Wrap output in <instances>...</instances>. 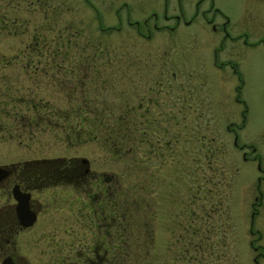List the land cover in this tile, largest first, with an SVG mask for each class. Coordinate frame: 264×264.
<instances>
[{"label": "rangeland", "instance_id": "374dc122", "mask_svg": "<svg viewBox=\"0 0 264 264\" xmlns=\"http://www.w3.org/2000/svg\"><path fill=\"white\" fill-rule=\"evenodd\" d=\"M99 1L94 5L102 25H120L118 4ZM34 2V33L40 40L44 34L47 50L32 55V77L10 63L25 61L19 49L25 35L0 32V161L36 158L54 174L64 158H85L88 171L78 185L63 181L33 189L39 215L31 240L19 244L23 261L60 264L75 250L87 251L91 242L80 231L90 218L85 206H77L79 190L106 189L113 195L102 203L116 205L120 217L125 210V264H254L250 241L264 247V177L258 182V161L242 157L227 125L236 126L238 142L257 146L264 167V44L222 41V33L199 16L180 25L164 50L155 46L159 33L145 38L125 29L123 7L122 28L102 33L95 9L84 0ZM215 4L249 41L264 40V15L254 1ZM219 46L220 67L212 53ZM226 60L241 72L239 94ZM160 75L161 90L154 81ZM100 113L109 119L124 114L131 126L116 150L99 126H67L76 114ZM85 192L87 205L101 198L87 200ZM11 201L4 194L3 204Z\"/></svg>", "mask_w": 264, "mask_h": 264}, {"label": "flooded vegetation", "instance_id": "af4514ba", "mask_svg": "<svg viewBox=\"0 0 264 264\" xmlns=\"http://www.w3.org/2000/svg\"><path fill=\"white\" fill-rule=\"evenodd\" d=\"M34 1L35 0H0V32L3 30L7 34L15 36L25 35L26 37L24 45L19 47L23 53L25 61L20 59L17 61H10V63L15 62L21 68L26 69V73L29 74L30 77H32L33 73L29 68L33 62L31 61L32 55L37 54L36 52L38 51L47 50L44 46V34H41L43 39L40 40L39 36L34 33L35 30L33 28L32 16L34 11ZM84 1L92 5L95 9L99 29L102 33L105 31L109 32L112 29L120 30L122 28V17L119 8L123 7L125 9V29H127V27L132 28L136 35L145 38H151L159 33V39H161V41L155 46L164 50L173 45L171 41L173 33L180 25L183 23L190 24L199 16L207 23H210V26L215 31L222 33V41L229 39L234 43L242 39L246 45H250L251 47L257 46L260 42L264 44L263 39H260L259 41H249L246 33H240L239 31L233 29L231 27V19L229 15L215 4V0H100L109 5H113L115 3L118 4V7L114 11V13L118 16V21L120 22V25L118 26L114 24H106L105 26L102 25V22L100 21L101 12L98 7L94 5V3L98 0ZM252 1L256 3L260 13L264 15V0ZM146 4L150 6L146 8ZM46 10L47 9L44 10L46 12L45 15L48 14ZM40 41H42L43 45L39 44ZM220 50L221 47L219 46L215 47L212 51L213 56L215 57V66L218 67L222 66V64L216 59ZM33 52L35 53L33 54ZM224 64H228L231 67V70L238 81L235 94H239L243 80L241 72L239 71L236 63L233 64L230 60H226ZM171 73L172 76L170 77L174 78L176 75L175 71L172 70ZM154 81L159 84L157 88L161 90L162 85L164 84L162 76L160 75L159 77H156ZM168 87H170V85L166 84V88ZM190 98L191 97H188V99ZM162 104L163 102L160 99L159 105ZM140 109L143 113H146V108L145 106H142V104L140 105ZM126 110L127 111H125V113H132L130 107H126ZM146 125H150L149 121L144 122V124H142V128L145 129V127H147ZM127 128L130 129L131 126L126 124V129ZM227 129L228 131H232V142L239 149H241L242 157L244 159L251 158L258 161L257 167L261 173L258 176V182H260L261 178L264 177V167L259 164L260 155L257 151V146L252 142H238V138L235 135L236 126L229 127V125H227ZM167 143L168 142H166V144ZM32 159H26L28 161L15 162L0 161V167L9 171L4 178L0 177V264H27L23 261L24 253L20 251L21 247H19V244L21 243L22 238H25L27 242L31 240L30 233L34 230V225L39 215L34 200L35 198L32 194L37 191H33V189L45 188L47 184L62 183L56 179L53 180L52 183L49 182L50 175L47 173V166L45 163L39 162L38 159ZM76 162L77 167H83V174H87V162L82 159L81 162H79L80 164L78 161ZM84 165L86 166L84 167ZM80 175L81 174H78L76 176L78 183ZM16 184L19 186L20 190L30 194V208L36 212L35 221L27 226L20 223L15 210L16 199L13 196L12 188ZM74 184L78 185L76 182ZM82 192L85 191L79 190L77 206L82 208L83 206L86 207L85 209L89 212L90 220L88 225L85 224L87 220H84L83 225L88 229L86 228V230L80 231V238H88L91 243L87 251L77 252V250H75L72 252V257H70L69 260L61 257L62 261L60 260V264L63 262H67L69 264H125V210L122 209L120 217L119 210L116 205L113 204L112 208H110L109 205H104L102 203V199L104 197L107 198L109 195H113V191H107L106 189H103L102 191H86L84 195L87 197V200L88 196L93 198L99 195L101 196L100 199L96 200V204L92 206H90L89 202V205L84 203ZM6 193L10 195L12 201L3 204V196ZM119 195L122 196L124 201L125 193H122V195L119 193ZM48 199L49 198H47V200ZM118 218L120 219V222L118 221ZM81 219H83V214H81ZM257 238H260V236H257ZM253 240L255 241L254 238L250 241V245L255 251L253 262L254 264H259V257L264 256V247L258 242L254 243ZM110 243L115 244L109 246Z\"/></svg>", "mask_w": 264, "mask_h": 264}, {"label": "trees", "instance_id": "16d2710c", "mask_svg": "<svg viewBox=\"0 0 264 264\" xmlns=\"http://www.w3.org/2000/svg\"><path fill=\"white\" fill-rule=\"evenodd\" d=\"M56 54H57L56 51H53V53L51 52L50 58L53 59V56H56ZM108 119H109V115L103 113L90 115V118L87 115L77 116L76 114L73 117V119L67 120V126L70 129H75L74 127L77 126H83L81 125L83 123H86L88 125L93 124L92 127L99 126V130L102 134V138L109 142L110 148L116 150V148H118L116 142L122 139H125L126 141L129 138L126 131V123H127L126 116L124 114L119 115V117L112 115L111 119L109 120ZM109 123H114V124L116 123V126L113 128V126H111ZM122 129H125V133L122 132ZM120 148H123L122 145L119 147V149ZM128 151H129V147L126 148V153ZM60 164L61 165H58L56 167L58 169V172H55L54 174L48 173L50 175L49 182L52 183L53 180L56 179L60 182L66 181V182L77 183L78 180L76 179V176L78 174L81 175L83 174V167L80 168L77 167L76 159L64 158V161L63 160L60 161Z\"/></svg>", "mask_w": 264, "mask_h": 264}, {"label": "water", "instance_id": "95a60500", "mask_svg": "<svg viewBox=\"0 0 264 264\" xmlns=\"http://www.w3.org/2000/svg\"><path fill=\"white\" fill-rule=\"evenodd\" d=\"M83 161H87L83 159ZM8 170L0 167V177L4 178L8 174ZM13 196L16 199L15 210L18 219L24 226L32 224L36 219V212L30 208L28 192H23L20 190L19 186L16 184L12 188Z\"/></svg>", "mask_w": 264, "mask_h": 264}]
</instances>
